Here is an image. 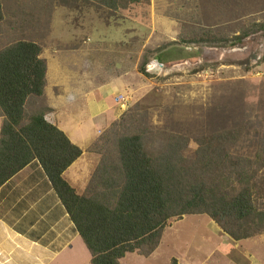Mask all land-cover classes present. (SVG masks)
I'll return each instance as SVG.
<instances>
[{"label": "rangeland", "instance_id": "374dc122", "mask_svg": "<svg viewBox=\"0 0 264 264\" xmlns=\"http://www.w3.org/2000/svg\"><path fill=\"white\" fill-rule=\"evenodd\" d=\"M119 5L112 10L93 0H2L0 50L32 41L43 57L49 55L53 79L66 75L71 81L97 70L98 78L122 79L113 102L123 110L109 124L123 112H136L133 130L148 129V149L168 134L183 136L195 148L213 132L240 130L231 153L258 160L263 164L258 175L264 174V0H120ZM242 32L246 36L236 40ZM204 33L223 41L201 43ZM89 49L95 51L87 54ZM142 64L149 76L138 71ZM43 107L49 108L45 92L30 100L27 111ZM97 137L71 174L79 194L101 159L88 151ZM258 202L263 209L264 193ZM14 237L20 243L8 246L0 264H90L78 235L71 248L48 255L38 244ZM254 237L232 241L207 215L188 214L167 222L152 253H127L118 264H264V231Z\"/></svg>", "mask_w": 264, "mask_h": 264}, {"label": "trees", "instance_id": "16d2710c", "mask_svg": "<svg viewBox=\"0 0 264 264\" xmlns=\"http://www.w3.org/2000/svg\"><path fill=\"white\" fill-rule=\"evenodd\" d=\"M93 1L112 10L120 7V0ZM198 41L219 44L223 39L204 33ZM40 54L37 43L24 40L0 50V196L25 169H38L88 250L90 264H118L135 251L149 255L167 222L188 214L207 215L236 241L264 231V208L258 207L263 164L231 153L240 130L213 132L195 148L183 136L168 134L148 149V129L133 130L136 112H123L88 148L101 159L85 190L77 193L63 172L82 150L46 119L50 108L27 111L30 100L44 97L46 64ZM144 67L138 71L149 76ZM42 233L23 232L45 245Z\"/></svg>", "mask_w": 264, "mask_h": 264}, {"label": "crops", "instance_id": "0c3cea01", "mask_svg": "<svg viewBox=\"0 0 264 264\" xmlns=\"http://www.w3.org/2000/svg\"><path fill=\"white\" fill-rule=\"evenodd\" d=\"M94 51L95 49H89L86 53L90 54ZM40 56L46 62L44 92L47 106L51 109L45 117L61 129L72 143L82 149L80 157L63 172V178L77 190L71 174L86 158L83 149L87 147L89 141H93L109 122L122 112L123 109L118 107L119 104H114L113 95L121 92L122 86L119 84L122 85L123 80L113 83V75L105 76V74H101L103 77L98 78L99 70L84 73L87 69L85 62L79 68L84 75L79 77L76 75L71 81L66 75L53 79L51 76L53 63L49 55L43 57L41 51ZM114 68L116 69V66ZM102 72L106 71L102 70ZM120 73L123 76L124 70ZM31 230L43 231L41 237H45L46 244L42 245L30 240L23 234ZM12 233L45 248V250L39 249L43 250L45 255H48L47 252L54 254L68 247L71 248L77 238V234L71 230L66 215L59 208V201L38 169H25L8 182L1 192L0 261L4 259L8 246L15 245L16 248L20 243ZM252 238L255 237L249 239ZM31 243L29 244L34 245Z\"/></svg>", "mask_w": 264, "mask_h": 264}]
</instances>
